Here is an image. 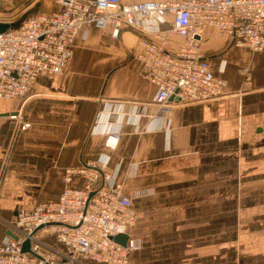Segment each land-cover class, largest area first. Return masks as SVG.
Returning <instances> with one entry per match:
<instances>
[{
    "label": "crops",
    "instance_id": "obj_1",
    "mask_svg": "<svg viewBox=\"0 0 264 264\" xmlns=\"http://www.w3.org/2000/svg\"><path fill=\"white\" fill-rule=\"evenodd\" d=\"M12 3L21 10L0 21L17 27L61 7L0 5ZM172 19L136 15L117 38L90 24L63 72L39 74L19 98L0 97V242L18 210L58 197L67 167L103 157L110 182L143 191L132 199L131 231L142 245L128 264H264V51L207 26L200 52L227 93L165 108L137 53L143 37L176 51L185 38ZM17 110L26 129L8 116ZM103 126L122 133L116 148L105 145Z\"/></svg>",
    "mask_w": 264,
    "mask_h": 264
},
{
    "label": "built area",
    "instance_id": "obj_2",
    "mask_svg": "<svg viewBox=\"0 0 264 264\" xmlns=\"http://www.w3.org/2000/svg\"><path fill=\"white\" fill-rule=\"evenodd\" d=\"M56 2L61 7L50 13H35L18 27L0 29V97L19 98L39 74L63 72L79 32L88 25L117 38L126 23H135L136 15L164 21L171 14L173 31L185 38L176 51L148 38L140 40L137 57L145 75L155 82L153 100L165 108L171 101H202L227 93V79L216 74L200 52L207 26H216L237 45L264 51V0ZM8 116L20 121L23 129L31 125L18 110ZM101 123L97 118L96 125ZM102 130L105 145L116 148L120 130L107 126ZM106 164L101 157L67 167L65 185L56 199L18 210L9 223V238L0 242V264H128L131 252L142 245L131 231L137 220L132 199L143 191L124 193L120 184L110 182ZM122 232L129 234L125 244L115 239Z\"/></svg>",
    "mask_w": 264,
    "mask_h": 264
},
{
    "label": "water",
    "instance_id": "obj_3",
    "mask_svg": "<svg viewBox=\"0 0 264 264\" xmlns=\"http://www.w3.org/2000/svg\"><path fill=\"white\" fill-rule=\"evenodd\" d=\"M8 26H14V24L10 25L9 23H0V29L1 30H5ZM129 238V234L128 233H118L117 235H115V239L123 244H125L127 242ZM29 246H30V241L29 240H26L24 242V249L27 250L29 249Z\"/></svg>",
    "mask_w": 264,
    "mask_h": 264
},
{
    "label": "rangeland",
    "instance_id": "obj_4",
    "mask_svg": "<svg viewBox=\"0 0 264 264\" xmlns=\"http://www.w3.org/2000/svg\"><path fill=\"white\" fill-rule=\"evenodd\" d=\"M3 0H0V4L2 3ZM15 3L9 4V6L3 7L0 5V18L6 17L7 15L9 16H14V14L18 13L21 10V6H14ZM2 23V22H1Z\"/></svg>",
    "mask_w": 264,
    "mask_h": 264
}]
</instances>
